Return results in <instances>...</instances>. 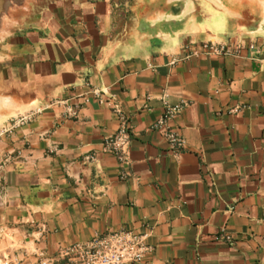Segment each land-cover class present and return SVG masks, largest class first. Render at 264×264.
<instances>
[{"label":"crops","instance_id":"obj_1","mask_svg":"<svg viewBox=\"0 0 264 264\" xmlns=\"http://www.w3.org/2000/svg\"><path fill=\"white\" fill-rule=\"evenodd\" d=\"M263 4L35 0L0 28V261L63 264L62 249L131 231L148 234L141 264H264ZM203 42L256 49L171 65ZM94 90L130 121L125 161L105 150L120 120ZM181 102L174 153L151 126Z\"/></svg>","mask_w":264,"mask_h":264},{"label":"built area","instance_id":"obj_2","mask_svg":"<svg viewBox=\"0 0 264 264\" xmlns=\"http://www.w3.org/2000/svg\"><path fill=\"white\" fill-rule=\"evenodd\" d=\"M248 48L251 51L256 49L255 45H233L217 44L214 42H203L196 46H184L182 53L171 61V65L190 60L192 58H214V57H239L242 51ZM95 99L100 105L109 107L120 120L119 132L105 141V150L120 161H125L128 155L132 137L131 124L128 118L122 113L120 106L114 102L113 98L98 90L93 91ZM88 103V99H85ZM186 107V102L178 105H167L163 116L155 121L151 129L162 134L170 149L174 153L180 152L185 145L184 138L172 127V123L177 119L182 110ZM75 113H73L74 115ZM32 114L22 115L15 118L11 127L4 130L9 132L12 129L23 126L32 120ZM148 234H136L131 231H121L94 238L88 244H77L69 248L62 249L59 253L63 264H141L145 256L151 251L147 243ZM225 241L230 242L229 236H224ZM0 264H15L10 260L0 261ZM37 264H52L42 260ZM54 264V263H53Z\"/></svg>","mask_w":264,"mask_h":264},{"label":"rangeland","instance_id":"obj_3","mask_svg":"<svg viewBox=\"0 0 264 264\" xmlns=\"http://www.w3.org/2000/svg\"><path fill=\"white\" fill-rule=\"evenodd\" d=\"M35 0H22L18 2H7L3 7V17L1 19L0 28L3 32L9 33L16 28V24L21 23L27 12V7ZM264 11V4H263ZM2 32V31H1Z\"/></svg>","mask_w":264,"mask_h":264},{"label":"water","instance_id":"obj_4","mask_svg":"<svg viewBox=\"0 0 264 264\" xmlns=\"http://www.w3.org/2000/svg\"><path fill=\"white\" fill-rule=\"evenodd\" d=\"M18 2V1H22V0H0V23H1V19H2V17H3V14H4V12H3V7H4V5L7 3V2Z\"/></svg>","mask_w":264,"mask_h":264},{"label":"bare ground","instance_id":"obj_5","mask_svg":"<svg viewBox=\"0 0 264 264\" xmlns=\"http://www.w3.org/2000/svg\"><path fill=\"white\" fill-rule=\"evenodd\" d=\"M5 104H6V103H5ZM9 106H10V105H9ZM9 106H8V107H9ZM10 108H11V107H10Z\"/></svg>","mask_w":264,"mask_h":264}]
</instances>
